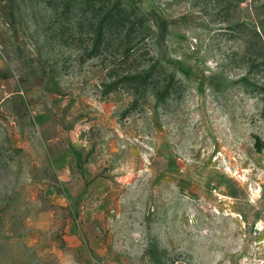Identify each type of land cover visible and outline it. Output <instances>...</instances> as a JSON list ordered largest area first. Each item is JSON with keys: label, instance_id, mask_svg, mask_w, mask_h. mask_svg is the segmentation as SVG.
Segmentation results:
<instances>
[{"label": "rangeland", "instance_id": "1", "mask_svg": "<svg viewBox=\"0 0 264 264\" xmlns=\"http://www.w3.org/2000/svg\"><path fill=\"white\" fill-rule=\"evenodd\" d=\"M0 264H264V0H0Z\"/></svg>", "mask_w": 264, "mask_h": 264}, {"label": "trees", "instance_id": "2", "mask_svg": "<svg viewBox=\"0 0 264 264\" xmlns=\"http://www.w3.org/2000/svg\"><path fill=\"white\" fill-rule=\"evenodd\" d=\"M127 13V8L114 7L103 15L96 27L98 44H100V42H103L109 33L120 30V28L125 24V21L128 20L126 19ZM139 21L143 23V18L140 17ZM159 62L160 61L157 59L148 67L142 69L139 73H135V75H133L131 78L134 80L137 79L139 82L140 79L141 81L145 82L150 79H153L156 83L159 82L158 80L154 79V76L159 74V70L161 69ZM261 148V143H258V150H261Z\"/></svg>", "mask_w": 264, "mask_h": 264}]
</instances>
